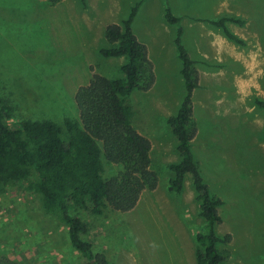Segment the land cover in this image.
<instances>
[{
	"label": "rangeland",
	"instance_id": "1",
	"mask_svg": "<svg viewBox=\"0 0 264 264\" xmlns=\"http://www.w3.org/2000/svg\"><path fill=\"white\" fill-rule=\"evenodd\" d=\"M174 4V0H172ZM140 4L132 29L152 65L154 84L134 91L127 103L137 131L148 139L150 169L158 177L129 212L104 210L92 215L72 209L88 226L82 235L106 264H196V235L205 232L190 174L180 193L169 190L177 164V139L167 123L185 97L182 64L174 44L191 60L198 88L192 93L197 131L191 144L204 183L222 200L218 236L230 234L225 264H264V0H190L178 25L166 23L168 0H127L105 6L102 0H0V98L15 102L6 123L79 120L75 94L96 73L122 77L127 59L104 58L107 25L121 24ZM186 4V3H185ZM120 5V6H119ZM186 9V8H184ZM198 15V16H196ZM191 17V18H190ZM233 17L242 25L227 29L242 42L229 41L205 20ZM103 176L110 179L122 166L104 158ZM18 264H85L70 245L67 229L44 214L27 184L0 187V259Z\"/></svg>",
	"mask_w": 264,
	"mask_h": 264
},
{
	"label": "trees",
	"instance_id": "2",
	"mask_svg": "<svg viewBox=\"0 0 264 264\" xmlns=\"http://www.w3.org/2000/svg\"><path fill=\"white\" fill-rule=\"evenodd\" d=\"M40 1L53 6L63 0ZM80 2L85 6L86 0ZM139 6L132 7L121 24L105 27L104 39L109 48L101 49L100 55L104 58L124 57L127 63L121 68L122 77L111 79L94 73L87 85L78 88L75 104L79 120L65 119L62 128L48 120H25L20 122L19 128H13L6 123L5 112L14 111L15 102L0 98V187L27 184L37 195L44 214L56 218L67 229L71 247L85 264H106V260L103 254L94 252L90 242L82 239L88 226L72 215L71 210L85 209L96 216L107 209L129 212L145 190L153 191L157 187V174L150 169V143L135 128V114L127 103L134 91L147 92L154 84L147 49L132 31ZM164 19L169 25L180 22L169 8L165 10ZM205 21L220 29L229 41L243 44L226 27L227 23L242 25V20L222 17ZM182 35L183 30L178 28L174 44L182 64L180 73L186 93L177 115L167 120L177 139L180 157L179 163L168 165L174 174L169 190L180 193L184 176L191 175L199 215L205 222V232L195 237L196 264H225L230 253L218 247L228 246L232 237L215 233V228L222 223L218 208L223 202L213 196L204 183L200 166L191 151L197 131L192 93L198 88V80L193 68L195 62L182 45ZM102 158L122 166V170L105 179ZM0 264L18 263L2 258Z\"/></svg>",
	"mask_w": 264,
	"mask_h": 264
},
{
	"label": "crops",
	"instance_id": "3",
	"mask_svg": "<svg viewBox=\"0 0 264 264\" xmlns=\"http://www.w3.org/2000/svg\"><path fill=\"white\" fill-rule=\"evenodd\" d=\"M102 1H103V4L105 6H113L114 7V6H116L115 5L116 3L122 5L127 0H102ZM168 4H169L168 8H169L170 12L173 14V16L179 18L180 22L183 21L185 18H189V16H190L189 11L186 14L184 13V11H187L189 9L190 0H174V4L172 3V0H168ZM184 8H186V9H184ZM196 16H198V15H196ZM198 20H208V19L196 18L197 23L200 22ZM115 24H117V23H115ZM132 25H133V23H132ZM132 31H133V29H132ZM133 33H134V31H133Z\"/></svg>",
	"mask_w": 264,
	"mask_h": 264
}]
</instances>
